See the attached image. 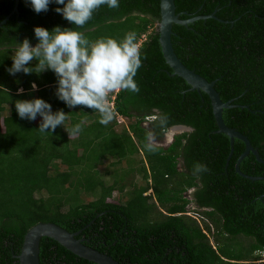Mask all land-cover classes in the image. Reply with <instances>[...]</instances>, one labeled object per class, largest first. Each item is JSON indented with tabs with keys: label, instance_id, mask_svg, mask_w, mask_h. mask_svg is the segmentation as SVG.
<instances>
[{
	"label": "trees",
	"instance_id": "obj_1",
	"mask_svg": "<svg viewBox=\"0 0 264 264\" xmlns=\"http://www.w3.org/2000/svg\"><path fill=\"white\" fill-rule=\"evenodd\" d=\"M174 4L176 14L185 13L181 19L216 11L217 19L186 27L174 24L171 43L185 67L215 81L221 101L236 105L222 111L223 122L245 135L263 160L250 153L239 170L264 177V0ZM13 6L14 0H0V21ZM57 7L63 5L50 3L47 12L37 14L30 3L19 0L18 17L12 15L0 27V264H18L26 232L40 222L79 232L76 238L119 264H264V180L251 181L235 171L243 142L233 141L227 160L230 140L214 133L209 97L171 75L159 33L148 32L160 20L159 0H119L118 9L102 5L83 27L57 14ZM56 26L80 31L90 42H120L129 32L138 40L147 33L141 44L142 67L134 77L140 92L119 90L107 126L99 123L98 111L68 108L56 97L53 71L8 73L16 43L27 38L35 46V27L51 31ZM32 83L38 91L31 89ZM37 98L53 112L63 110L65 124L42 134L39 115L34 121L21 119L15 102ZM116 115L129 120L135 142L123 125L117 131ZM161 115L168 117L164 126L159 124ZM148 116L154 119L145 121ZM81 120L82 131L69 137L65 128ZM179 125L189 131L176 132L171 143L160 145L166 130ZM149 131L155 137L154 152L145 148ZM131 151L143 155L135 169L125 159ZM106 156L117 161L111 167L126 166L121 180L113 176L107 184L108 171L105 179L97 178L96 163ZM197 162L209 171L194 176ZM133 176L140 181L134 182ZM148 190L152 194L144 195ZM114 192L116 200H111ZM38 258L39 264H95L48 237L39 242Z\"/></svg>",
	"mask_w": 264,
	"mask_h": 264
},
{
	"label": "clouds",
	"instance_id": "obj_2",
	"mask_svg": "<svg viewBox=\"0 0 264 264\" xmlns=\"http://www.w3.org/2000/svg\"><path fill=\"white\" fill-rule=\"evenodd\" d=\"M26 2L30 3L32 10L37 14L47 12L50 3L63 5L62 8H55V12L77 27H83L102 5H107L112 9L119 8V0H67V2L66 0H26ZM157 23L154 26H149V33L153 29L157 31ZM33 31L38 43L32 46L27 38L22 43H16L12 66L7 69L10 75L21 72L29 75L32 73L41 74L48 70L53 71L57 78L56 97L68 108L84 106L98 111L100 114L99 123L105 126L113 120L112 108L119 90L136 94L140 92L134 77L142 67L141 44L145 41L139 44L135 32L127 33L120 42L112 38H101L90 42L84 33L68 28L62 29L59 26L54 27L51 31L43 27H35ZM33 61L36 62L35 66H29ZM31 89L38 91L35 83L31 84ZM22 93L23 89H20L18 94ZM110 104H112V108ZM15 108L21 119L34 121L39 115L42 120L38 131L42 134L48 133L46 130L49 129L55 131L58 126H63L68 119V115L63 110L53 112L51 105L39 98L17 100ZM117 116L119 115H116V123ZM121 117L125 120L122 125L135 142L133 134L129 131V120L126 117ZM152 119L154 116L144 118L145 121ZM167 122V115L159 117L161 126L166 125ZM83 124L84 121L81 120L70 129L65 128L69 137L78 135L83 129ZM179 126L166 130V139L168 131L172 132L170 141L166 140L167 145L171 143L176 132L189 131V128L185 126H181L184 129L172 130ZM159 144L165 145L161 142ZM145 148L149 152L156 150L152 131L146 135ZM207 171H209L207 165L197 162L193 165L192 174L199 176ZM151 194L152 190L144 193V195ZM188 215L197 218L193 212H189Z\"/></svg>",
	"mask_w": 264,
	"mask_h": 264
},
{
	"label": "water",
	"instance_id": "obj_3",
	"mask_svg": "<svg viewBox=\"0 0 264 264\" xmlns=\"http://www.w3.org/2000/svg\"><path fill=\"white\" fill-rule=\"evenodd\" d=\"M18 4L19 0H14V6L12 10L2 21H0V27L5 24L12 15H16V17H18ZM159 6L160 20L157 23V31L159 33L158 41L165 63L172 70L171 75H176L187 82L191 86L189 90H201L209 97L213 117L217 126V130L214 133L224 134L230 140L231 149L228 154L227 160H229L233 152V141L237 139L243 142L244 150L236 161L235 171L241 177L249 179L251 181L259 179L264 180V177L248 176L239 170L241 161L250 153L255 156L258 162H263V160L260 159L257 149L252 147L250 141L245 135H243L239 131H236L235 129L227 127L223 122L222 111L224 109L234 108L236 107V105L232 104L230 100L226 102L221 101V99L219 98V94L214 89L215 81L208 82L193 70L185 67L176 56L171 43V36L173 35L172 27L174 24L186 27L188 24H191L197 20H206L207 18L217 19L214 15L216 11L206 16L198 15L190 16L187 19H181V14L185 13H175L176 7L174 4V0H159ZM177 128L184 129V127L181 126ZM78 234L79 232L70 233L60 226H57L56 224L50 222L37 223L36 225L31 227L24 236L20 254L16 256L18 259V264H39V242L43 237H48L56 241L66 250L70 251L77 257L85 259L89 262H93L95 264H119L110 256H107L106 254H103L85 245L82 238H76Z\"/></svg>",
	"mask_w": 264,
	"mask_h": 264
},
{
	"label": "rangeland",
	"instance_id": "obj_4",
	"mask_svg": "<svg viewBox=\"0 0 264 264\" xmlns=\"http://www.w3.org/2000/svg\"><path fill=\"white\" fill-rule=\"evenodd\" d=\"M20 89L21 88H19V90ZM6 115H8V109H6L4 111V113H3V116H6ZM124 121H125L124 119L123 120H120V123H118V121H117L118 124H117V127L116 128H117V131L119 133L121 132L120 130L122 129L120 126L124 123ZM170 133L172 134L171 131H168V138L167 139H169V141L172 138V136H171ZM178 133H181V132H178ZM142 157H143V155L141 153H139V154L138 153L132 154V151H131L130 153L128 152V155H126L125 159H127L129 161V166L131 168L135 169L138 166V163L140 162V160H142ZM107 158H109V157L106 156L105 159H107ZM104 160L103 159H99V161L96 163L97 164V170H96V173L95 174L97 175V178H99V179H105V175H106L105 172L108 171V177L105 179L107 184L111 182V179H112L113 176H115L118 180H121L122 173L125 171L126 166L125 165H116V166L111 167V165L109 163H112L113 160L115 162L116 159H107L105 162H104ZM134 178H135L134 182H138L141 179L140 176H135ZM129 179H132V177H130ZM72 194H74V193H72ZM36 196H38V195H36ZM116 197H117V192H114L112 194L111 200H116ZM71 202L73 204H75V201H71ZM62 209L63 210H67V206H65V207L63 206ZM190 212H192V211H190Z\"/></svg>",
	"mask_w": 264,
	"mask_h": 264
},
{
	"label": "built area",
	"instance_id": "obj_5",
	"mask_svg": "<svg viewBox=\"0 0 264 264\" xmlns=\"http://www.w3.org/2000/svg\"><path fill=\"white\" fill-rule=\"evenodd\" d=\"M146 37H147L146 34H142V35L139 37V39H138V43L141 44L143 41L146 40ZM110 105H111V108H112V104H110ZM120 120H123V118L119 115V116H117V121H118V123H120Z\"/></svg>",
	"mask_w": 264,
	"mask_h": 264
},
{
	"label": "flooded vegetation",
	"instance_id": "obj_6",
	"mask_svg": "<svg viewBox=\"0 0 264 264\" xmlns=\"http://www.w3.org/2000/svg\"><path fill=\"white\" fill-rule=\"evenodd\" d=\"M166 140H167V139H166V137L164 136L163 140H161V143H165V145H167ZM191 207H192V208H195L194 206H191ZM191 207H190V208H191ZM192 208H191V209H192Z\"/></svg>",
	"mask_w": 264,
	"mask_h": 264
},
{
	"label": "bare ground",
	"instance_id": "obj_7",
	"mask_svg": "<svg viewBox=\"0 0 264 264\" xmlns=\"http://www.w3.org/2000/svg\"><path fill=\"white\" fill-rule=\"evenodd\" d=\"M179 128H177V129H172V130H178Z\"/></svg>",
	"mask_w": 264,
	"mask_h": 264
}]
</instances>
